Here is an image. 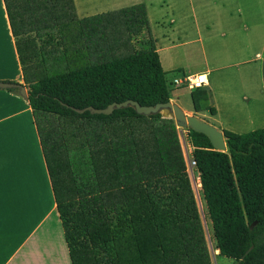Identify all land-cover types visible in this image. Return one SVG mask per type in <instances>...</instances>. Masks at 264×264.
<instances>
[{"label": "trees", "instance_id": "16d2710c", "mask_svg": "<svg viewBox=\"0 0 264 264\" xmlns=\"http://www.w3.org/2000/svg\"><path fill=\"white\" fill-rule=\"evenodd\" d=\"M2 3L70 264H210L173 120L74 111L169 101L144 5L78 18L73 0ZM189 97L214 115L203 88ZM185 132L216 256L264 264V128L222 131L224 152Z\"/></svg>", "mask_w": 264, "mask_h": 264}, {"label": "crops", "instance_id": "0c3cea01", "mask_svg": "<svg viewBox=\"0 0 264 264\" xmlns=\"http://www.w3.org/2000/svg\"><path fill=\"white\" fill-rule=\"evenodd\" d=\"M256 1L255 5L247 6L250 10L249 13L245 11V19L241 5L234 6V12L232 9L227 12L224 20L222 7L219 8L222 20H209L206 24L203 61L197 63L193 72L188 65L174 63L172 50L179 48L177 44L159 46L156 37L151 35L152 29L150 31L165 79L169 76L172 82L175 80V87L187 76L205 75L203 89L214 115L194 113L190 97V106L186 110L180 106L178 97H170L169 101L184 114L203 115L205 122L220 132L244 134L264 128V3ZM89 16L87 9L77 17ZM146 18L151 28L148 10ZM168 26L172 24L169 22ZM164 39L168 38L159 37L161 43ZM192 54L188 53L186 57ZM0 82L20 85L26 94L2 0ZM187 91L189 96L191 91ZM201 203L206 213L202 195ZM38 210L42 212L41 217L29 224ZM45 222L46 226L42 227ZM24 225H28L25 231L29 232L10 250L14 232ZM37 231L42 232L34 239ZM26 246L27 250L21 254ZM56 252L62 257V264H70L30 108L17 89H0V264H61Z\"/></svg>", "mask_w": 264, "mask_h": 264}, {"label": "rangeland", "instance_id": "374dc122", "mask_svg": "<svg viewBox=\"0 0 264 264\" xmlns=\"http://www.w3.org/2000/svg\"><path fill=\"white\" fill-rule=\"evenodd\" d=\"M260 1L264 3V0ZM256 3V0H73L76 16H80V14L87 9L92 16L99 13L115 11L133 4H143L146 11H149L151 22V28L150 26L149 28L150 31L152 29L153 32V34L151 32V35L155 36L158 40V45L166 46L177 44L179 48H174L172 50V53L174 55L173 61L176 64H182L184 66L188 65V67H192L191 72H193L192 70L195 69L197 63L202 64V48L205 32L204 29L206 27V24H208V21L222 20L220 16L221 13L223 14L224 20L226 13L231 9L234 12V6L239 5L243 7L244 12H242V15L243 19H245V11L248 12L250 10V8H247V6H250L252 4L255 5ZM245 6L247 9L245 8ZM220 7H222L220 9L221 13L219 12ZM233 14L235 15V17H237L235 13ZM169 22L172 24L171 27L168 26ZM164 35L167 37H165ZM160 36L168 39H164V43H161L159 41ZM145 37L146 35L142 34L141 37L137 39L143 40ZM134 42L135 41H133V46L135 48H138V44ZM191 52H193V54L190 55L189 58H187L186 54ZM166 78L167 79L165 80H167L168 83L167 87L169 98L178 97L180 106L186 110L187 106H190V103L188 91L185 89V85L182 84L181 87L177 89V87L173 86L174 84L170 77L167 76ZM169 102L174 104V102L172 101ZM185 115H193L204 121L206 120L205 117L201 114L185 113ZM176 129L179 144L183 154V159H187L191 156L192 149L188 144L185 129H181L178 127H176ZM186 173L193 190L198 212L202 219V227L205 235L206 246L211 258V264H238L224 257H214L215 255H217V251L215 249L212 233L204 212V207L201 203L200 188L198 186L195 187V184H197L198 182L197 180L192 178V176L196 177L197 173L194 168L186 170ZM41 215L42 212L40 213V211L38 210L36 213V217L31 219L29 221V224L32 221H34L35 223V221H37L41 217ZM45 226L46 222L42 227ZM26 227H28V225H24L23 227H21L20 231H17L16 233L14 232V242L11 244L10 250H12V247H14L16 244L20 243V240H22L23 237L27 235L29 231H25ZM41 232L42 231H37L34 234V239H37ZM26 250L27 246L21 251V254H24ZM41 253L43 252L41 251ZM55 254L57 255L61 263L62 257L59 256L58 252H56ZM3 255H5V253H3Z\"/></svg>", "mask_w": 264, "mask_h": 264}, {"label": "water", "instance_id": "95a60500", "mask_svg": "<svg viewBox=\"0 0 264 264\" xmlns=\"http://www.w3.org/2000/svg\"><path fill=\"white\" fill-rule=\"evenodd\" d=\"M0 89H17L18 94L22 98H26L24 89L20 85L0 82ZM125 108H131L137 115L145 117L159 114L164 119H171L178 128L189 129L195 133L204 135L208 139L213 150L218 152L225 151L223 136L220 131L196 116L185 115L177 105L169 101L166 103H158L153 106H140L134 101L126 100L121 103H111L103 109L86 107L74 111L79 114L88 111L90 114L94 115H110L113 110Z\"/></svg>", "mask_w": 264, "mask_h": 264}, {"label": "built area", "instance_id": "2783aa9c", "mask_svg": "<svg viewBox=\"0 0 264 264\" xmlns=\"http://www.w3.org/2000/svg\"><path fill=\"white\" fill-rule=\"evenodd\" d=\"M176 83L177 82L174 80L173 84H176ZM182 84H184L185 89H187L189 91L202 89L206 85V78H205V75H203V74L190 75V76L185 77L184 81H182L181 83H178L177 84L178 86H175V87H181ZM182 156H183V154H182ZM183 160H184L185 170H190V169L194 168L195 163L192 160L191 156L189 158L183 159ZM192 178L197 180V182H198L197 184H195V187L196 186L199 187L198 174L196 177L192 176Z\"/></svg>", "mask_w": 264, "mask_h": 264}]
</instances>
